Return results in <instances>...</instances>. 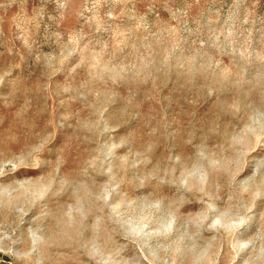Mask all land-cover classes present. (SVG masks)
<instances>
[{
    "label": "rangeland",
    "instance_id": "374dc122",
    "mask_svg": "<svg viewBox=\"0 0 264 264\" xmlns=\"http://www.w3.org/2000/svg\"><path fill=\"white\" fill-rule=\"evenodd\" d=\"M0 264H264V0H0Z\"/></svg>",
    "mask_w": 264,
    "mask_h": 264
}]
</instances>
